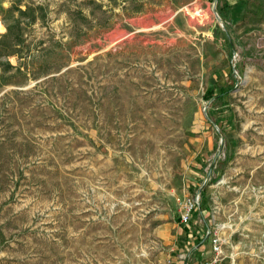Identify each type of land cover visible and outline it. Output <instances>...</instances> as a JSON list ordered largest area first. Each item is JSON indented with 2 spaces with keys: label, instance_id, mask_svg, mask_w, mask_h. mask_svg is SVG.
Instances as JSON below:
<instances>
[{
  "label": "rangeland",
  "instance_id": "obj_1",
  "mask_svg": "<svg viewBox=\"0 0 264 264\" xmlns=\"http://www.w3.org/2000/svg\"><path fill=\"white\" fill-rule=\"evenodd\" d=\"M207 263L264 264V0H0V264Z\"/></svg>",
  "mask_w": 264,
  "mask_h": 264
},
{
  "label": "built area",
  "instance_id": "obj_2",
  "mask_svg": "<svg viewBox=\"0 0 264 264\" xmlns=\"http://www.w3.org/2000/svg\"><path fill=\"white\" fill-rule=\"evenodd\" d=\"M200 199H201V193L200 191L196 190V192H194L193 195L186 200L183 207L184 208L183 213L180 216L181 222L183 224L188 225L190 223L192 215L196 212L197 207L200 205ZM217 249L219 248L217 247Z\"/></svg>",
  "mask_w": 264,
  "mask_h": 264
},
{
  "label": "trees",
  "instance_id": "obj_3",
  "mask_svg": "<svg viewBox=\"0 0 264 264\" xmlns=\"http://www.w3.org/2000/svg\"><path fill=\"white\" fill-rule=\"evenodd\" d=\"M25 12V11H24ZM8 28H9V26H8ZM9 30H10V28H9ZM10 66V65H9ZM10 67H13V66H10ZM5 69H7L6 67H5Z\"/></svg>",
  "mask_w": 264,
  "mask_h": 264
},
{
  "label": "crops",
  "instance_id": "obj_4",
  "mask_svg": "<svg viewBox=\"0 0 264 264\" xmlns=\"http://www.w3.org/2000/svg\"><path fill=\"white\" fill-rule=\"evenodd\" d=\"M185 231V230H184Z\"/></svg>",
  "mask_w": 264,
  "mask_h": 264
}]
</instances>
